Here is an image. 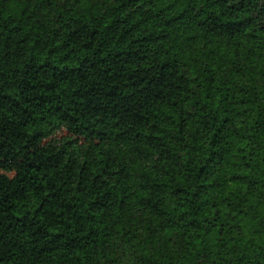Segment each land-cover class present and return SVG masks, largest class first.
Listing matches in <instances>:
<instances>
[{"label":"trees","instance_id":"trees-1","mask_svg":"<svg viewBox=\"0 0 264 264\" xmlns=\"http://www.w3.org/2000/svg\"><path fill=\"white\" fill-rule=\"evenodd\" d=\"M0 264H264V0H0Z\"/></svg>","mask_w":264,"mask_h":264},{"label":"rangeland","instance_id":"rangeland-1","mask_svg":"<svg viewBox=\"0 0 264 264\" xmlns=\"http://www.w3.org/2000/svg\"><path fill=\"white\" fill-rule=\"evenodd\" d=\"M64 132H65V131H61V132H59V133H58V136L64 134Z\"/></svg>","mask_w":264,"mask_h":264}]
</instances>
